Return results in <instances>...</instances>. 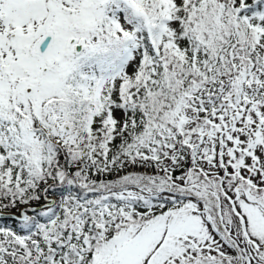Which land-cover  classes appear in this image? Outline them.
Here are the masks:
<instances>
[{
	"label": "rangeland",
	"instance_id": "1",
	"mask_svg": "<svg viewBox=\"0 0 264 264\" xmlns=\"http://www.w3.org/2000/svg\"><path fill=\"white\" fill-rule=\"evenodd\" d=\"M242 1L244 6L253 2ZM191 2L0 0V178L11 186L23 185L30 162L31 170L42 165L43 135L51 144L74 151L80 123L67 125L63 120L64 114L74 109L72 97L78 98L77 107L83 106L81 121L87 137L106 127L122 128L128 116L122 92L139 77L149 55L143 32L149 33L147 39L157 50L169 44L185 54L187 36L184 38L180 30L177 10ZM246 21L264 40V19ZM217 23L214 20L212 25ZM48 31L56 33V40L48 53L40 56L36 46ZM80 42L83 49L76 54L75 45ZM126 42L128 49L121 56L119 49ZM252 53L242 56L237 48L240 66L220 90L210 86L194 90L201 94L202 103L213 105L197 131L195 114L177 108L172 123L166 125L165 137L156 134L153 141L152 133L143 135L144 153H134L136 160L151 153L174 154L167 140L182 137L175 125L188 131L186 144L194 160L192 169L179 179L172 182L136 169L111 183L78 179L82 187L104 195L144 199L159 194L169 200L185 199L183 207L149 219L140 218L141 210L125 204L117 213L107 205L99 211L100 199L93 201L98 207L94 223L97 237L104 240L108 236L107 219L115 226V235L105 247L97 243L100 253L93 264H182L180 258L187 264H264V195L260 192L264 188V58L255 56L247 66L240 61ZM16 127L23 131L14 143H30L29 164L18 155L21 147L13 150L4 142ZM215 176H224L222 188L233 212L227 214V222L216 211L218 196L209 194L215 190L211 181ZM244 179L256 185L257 193L244 187ZM24 199L27 205L15 212L0 210V216L29 220L27 210H34L29 203L38 198ZM44 200L39 210L48 207L53 197ZM30 244L36 249L34 240ZM0 248V264H43L29 254L25 240L13 235L0 234Z\"/></svg>",
	"mask_w": 264,
	"mask_h": 264
},
{
	"label": "trees",
	"instance_id": "2",
	"mask_svg": "<svg viewBox=\"0 0 264 264\" xmlns=\"http://www.w3.org/2000/svg\"><path fill=\"white\" fill-rule=\"evenodd\" d=\"M200 2L201 0H193L190 6L177 10L180 30L184 38L187 36V42L184 43L185 54L174 50L169 44L157 50L147 39L149 33L143 32L149 55L139 77L122 92L128 115L122 128L106 127L87 137L83 133L81 121L83 106L77 107L80 102L77 97H72L74 109L66 112L63 120L68 121L67 125L80 123L77 127L78 143L74 151L51 144L43 135L39 150L44 158L39 169L31 170L33 167L30 162V172L23 185L11 186L0 178V210L15 212L28 204L25 197L38 198L29 203L34 209L27 210L30 213L29 220L21 222L11 216H0V234H10L25 240L28 252L37 258L36 262L93 264L98 259L100 248L97 243L105 247L115 235V226L107 219L108 236L104 240L97 237L94 223L98 207L93 202L96 199L101 201L99 211L107 205L108 209L117 213L122 204H125L141 210L138 216L147 219L154 214L185 205L183 196L177 200H169L159 194L144 199L104 195L100 191L87 190V187L80 185L79 180L86 178L96 183H111L128 170L136 169L170 178L173 182L192 169L194 158L186 144L189 133L182 131L180 124L175 127L182 137L177 135L173 141L167 140L174 154L160 156L151 153L145 159L136 160L134 153H144L145 146L141 140L145 133H152L153 141L156 140V134L165 137L168 130L166 125L172 123L177 108H185L195 114L196 131L206 122L213 105L202 103L201 94L194 90L200 86L220 90L222 83L231 80L233 70L240 66L237 62V48L242 56L247 51L254 52L252 57L240 60L244 61V66L253 63L255 56L264 58V40L259 36L258 30L246 21L249 19L259 22L264 19V0H253L245 6L242 0H216L215 3L206 0L202 5ZM214 20L218 22L215 26L212 25ZM126 50L127 42L119 49V52H123L121 56ZM224 68H228V72ZM22 131L23 129L18 131L16 127L4 142L13 150L16 146L21 147L22 152L18 155L23 156L22 161L29 164V141H21V146L14 143L19 138L18 133ZM168 161L176 162L167 164ZM87 164L90 166L86 167ZM68 177L75 181L70 182ZM223 178L224 176H215L211 180L215 190H210L209 194L211 197L215 193L218 196L220 204L216 203V211L227 222V216L233 212L229 211L231 206L222 188ZM242 182L248 191L257 193L255 184L249 183L247 179ZM260 192L264 195L263 187ZM46 196L53 197V200L48 202V207L39 210L38 207L43 206ZM75 225H78V229ZM89 237L93 239L88 242ZM32 240L36 249L30 244ZM1 251L0 248V253ZM182 260L185 264L188 263L182 258L179 263L184 264Z\"/></svg>",
	"mask_w": 264,
	"mask_h": 264
},
{
	"label": "water",
	"instance_id": "3",
	"mask_svg": "<svg viewBox=\"0 0 264 264\" xmlns=\"http://www.w3.org/2000/svg\"><path fill=\"white\" fill-rule=\"evenodd\" d=\"M56 40V33L53 31H48L38 42L36 46V53L40 56H44L48 53L50 48L52 47L53 42ZM74 42H71V45ZM83 49V43L75 45V53L80 54Z\"/></svg>",
	"mask_w": 264,
	"mask_h": 264
}]
</instances>
